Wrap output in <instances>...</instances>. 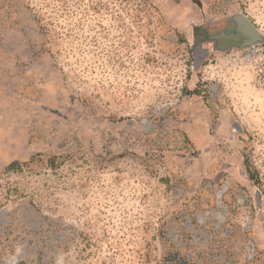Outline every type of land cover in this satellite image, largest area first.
Instances as JSON below:
<instances>
[{
	"label": "rangeland",
	"instance_id": "rangeland-1",
	"mask_svg": "<svg viewBox=\"0 0 264 264\" xmlns=\"http://www.w3.org/2000/svg\"><path fill=\"white\" fill-rule=\"evenodd\" d=\"M196 18L264 0H166ZM161 0H0V264H264V44L206 60Z\"/></svg>",
	"mask_w": 264,
	"mask_h": 264
},
{
	"label": "water",
	"instance_id": "water-1",
	"mask_svg": "<svg viewBox=\"0 0 264 264\" xmlns=\"http://www.w3.org/2000/svg\"><path fill=\"white\" fill-rule=\"evenodd\" d=\"M167 14L182 24L189 39L193 57V78H196L207 59L221 56L230 50H249L264 44V34L242 12H232L213 20L196 18L166 0H161ZM161 8V9H162ZM239 177L251 187L256 208L264 227V198L253 184L243 167L239 166Z\"/></svg>",
	"mask_w": 264,
	"mask_h": 264
}]
</instances>
